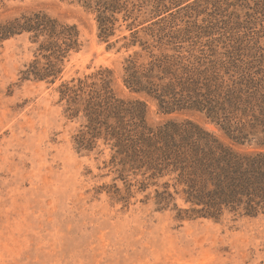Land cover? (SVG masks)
Segmentation results:
<instances>
[{
	"label": "rangeland",
	"instance_id": "obj_1",
	"mask_svg": "<svg viewBox=\"0 0 264 264\" xmlns=\"http://www.w3.org/2000/svg\"><path fill=\"white\" fill-rule=\"evenodd\" d=\"M157 1L162 6L153 17ZM120 2L105 37L98 12L84 2L0 0V22L44 12L75 25L81 43L55 83L21 79L35 58L28 35L0 45V264H264V215L180 219L174 203L188 205L179 197L165 210L153 198L146 203L168 178L139 192L141 175L121 174L103 134L79 148L86 118L71 117L60 92L64 83L101 88L105 79L117 98L145 102L149 126L190 120L231 145L204 115L167 114L155 99L131 91L127 59L136 51L146 57L139 43L131 44L133 35L152 42L145 29L163 20L165 34L177 37L166 53L199 61L218 79H264V0ZM258 143L234 146L264 152Z\"/></svg>",
	"mask_w": 264,
	"mask_h": 264
},
{
	"label": "trees",
	"instance_id": "obj_2",
	"mask_svg": "<svg viewBox=\"0 0 264 264\" xmlns=\"http://www.w3.org/2000/svg\"><path fill=\"white\" fill-rule=\"evenodd\" d=\"M78 1L98 12L101 35L107 37L116 21L114 14L121 7L120 0ZM154 6L151 13L156 17L162 4L157 1ZM162 21L152 22L145 29L152 42L138 39V32L133 35L131 44L139 43L147 55L143 57L136 51L127 59L125 84L131 91L155 99L167 114L204 115L232 144L222 142L190 120L149 126L145 102L117 98L109 82L101 79V88L86 80L60 86L70 116L82 112L86 118V130L76 139L78 147H86L103 134L112 145V161L120 166L121 174L141 175L142 180L137 181L139 192L168 178L161 190L146 195L145 202L153 198L157 209L165 210L179 197L188 205L182 209L174 203L180 219L219 220L226 213L251 218L264 215V152L234 146L255 141L264 145V79H218L199 61L166 53L165 47L177 37L165 34ZM21 35H28L36 45L35 58L21 71V79L55 83L61 79L66 61L81 48L75 25L44 12L25 13L0 22V45ZM155 48L160 53H155Z\"/></svg>",
	"mask_w": 264,
	"mask_h": 264
}]
</instances>
